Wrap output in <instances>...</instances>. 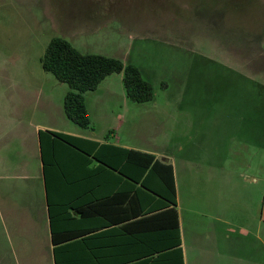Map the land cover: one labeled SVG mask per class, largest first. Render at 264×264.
Here are the masks:
<instances>
[{
  "label": "rangeland",
  "instance_id": "obj_1",
  "mask_svg": "<svg viewBox=\"0 0 264 264\" xmlns=\"http://www.w3.org/2000/svg\"><path fill=\"white\" fill-rule=\"evenodd\" d=\"M90 4L0 0V44L14 61L31 53L38 35L64 36L62 29L75 25L78 37L88 41L79 44L83 52L136 65L154 90L152 101L136 103V114L152 123L140 121L134 133L124 126L119 136L169 150L194 175V192L181 188L187 264H264V0H103L102 15H90ZM86 18L88 26L82 24ZM93 19L98 25L90 29ZM29 83L40 86L35 77ZM162 108L169 112L158 114ZM177 114L183 128L174 127ZM18 131L0 123V154L11 161L25 151ZM219 172L230 181L221 189ZM246 173L257 183L245 187ZM250 187L254 199L247 204ZM13 199L0 191V252L21 264H44L43 241L29 238L17 212L7 208L14 207ZM218 217L226 221L216 222ZM195 219L203 225L197 231ZM213 223L223 230L214 253L208 238ZM194 238L202 242L200 255L193 251Z\"/></svg>",
  "mask_w": 264,
  "mask_h": 264
},
{
  "label": "crops",
  "instance_id": "obj_2",
  "mask_svg": "<svg viewBox=\"0 0 264 264\" xmlns=\"http://www.w3.org/2000/svg\"><path fill=\"white\" fill-rule=\"evenodd\" d=\"M89 1V14L102 15L103 0ZM94 21L90 29L96 27ZM82 24L88 26V18ZM74 26L62 29L64 36L61 37L66 40L70 37L68 41L83 52L79 44L88 41L83 42L84 38L78 37L77 27L72 29ZM53 36L59 35L44 39L38 35L31 53L14 61L9 59L12 54L0 44V123L14 125L25 147L23 154L14 161L0 154V177L12 180L10 183L0 181V191L3 196L14 195L15 200L11 203L14 207L7 205V208L17 212L18 216L13 215L15 219L19 217L16 221L24 225V233L29 238L33 236L43 241L44 264H144L148 260L147 264H152V258H164L167 264L168 258L171 263L174 261L173 257L176 262L179 257L181 264H187L181 188L185 186L194 192V175L185 170L184 158L172 157L169 150L144 147L129 135L126 139L119 136L124 126L128 133L130 130L134 133L135 128H140H137L140 121L152 123L151 117L142 119L136 114L140 103L127 97L122 72L106 76L96 89L83 93L90 119L87 127L67 118L63 100L69 87L44 71L40 62ZM32 77L40 80L39 88H31ZM162 109L158 114L169 112V109ZM176 118L174 127L183 128L178 114ZM40 130L69 136V139L56 138L52 149L44 137L46 167L41 156ZM180 144L177 141L176 146L181 149ZM126 150L152 154L155 160L172 165L174 201L160 193L170 191L166 171L137 169L133 160L128 159ZM185 171L189 177L186 180ZM159 174L166 176L167 181L161 180ZM243 176L246 177L242 179L245 187L257 183L253 174ZM227 177L219 172L222 184H218V188L230 185ZM213 180L207 181L208 184H213ZM207 182L204 184L208 185ZM249 191L251 193L245 196L247 204L254 199L253 188ZM204 197L210 198L209 195ZM262 220V216L257 217V222ZM215 221L226 220L218 217ZM193 227L199 230L202 222L193 220ZM222 231L216 223L209 229L210 252L214 253L219 240L221 244ZM200 246L202 242L194 238L192 248L198 250L199 255ZM0 261L21 264L20 259L11 261L1 252Z\"/></svg>",
  "mask_w": 264,
  "mask_h": 264
},
{
  "label": "trees",
  "instance_id": "obj_3",
  "mask_svg": "<svg viewBox=\"0 0 264 264\" xmlns=\"http://www.w3.org/2000/svg\"><path fill=\"white\" fill-rule=\"evenodd\" d=\"M44 71L50 72L60 82L66 83L69 87L64 95L63 108L65 115L72 122L82 127H87L90 119L87 114L83 93L94 90L99 83L112 73H123V86L127 97L137 103L151 100L154 97V90L150 82L144 79L139 68L132 64H125L122 60L98 53L81 52L75 48L68 40L61 36H53L49 40L43 55L40 58ZM41 156L44 167H46V141L51 149L54 147L56 138L69 139L68 135L59 132L39 131ZM45 141V142H44ZM128 159L139 170H165L170 179V191H162L161 194L168 197L170 201L175 200V190L173 185V167L169 163H162L154 159L152 154L138 151L126 150ZM133 156V157H132ZM135 156V157H134ZM161 180L166 176L158 175ZM160 180V181H161ZM171 263L168 258L167 264H181L178 261ZM164 258H152V264H164ZM149 263L146 261L144 264Z\"/></svg>",
  "mask_w": 264,
  "mask_h": 264
}]
</instances>
